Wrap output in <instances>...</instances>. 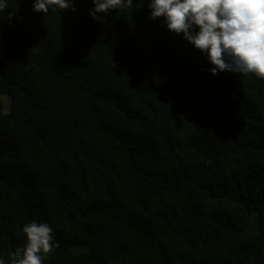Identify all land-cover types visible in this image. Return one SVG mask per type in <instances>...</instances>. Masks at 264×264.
Returning a JSON list of instances; mask_svg holds the SVG:
<instances>
[{
    "label": "trees",
    "instance_id": "obj_1",
    "mask_svg": "<svg viewBox=\"0 0 264 264\" xmlns=\"http://www.w3.org/2000/svg\"><path fill=\"white\" fill-rule=\"evenodd\" d=\"M147 3L0 12L7 264L32 220L59 245L43 264H264V80L212 75Z\"/></svg>",
    "mask_w": 264,
    "mask_h": 264
},
{
    "label": "clouds",
    "instance_id": "obj_2",
    "mask_svg": "<svg viewBox=\"0 0 264 264\" xmlns=\"http://www.w3.org/2000/svg\"><path fill=\"white\" fill-rule=\"evenodd\" d=\"M91 2L89 15L98 22L133 4V0ZM147 8L149 19L161 22L206 56L212 75L227 71L264 80V0H148ZM6 9L8 0H0V12ZM31 10L75 12V0H32ZM22 231L26 243L10 254L11 264H43L59 246L47 222L32 220ZM0 264H7L5 258L0 257Z\"/></svg>",
    "mask_w": 264,
    "mask_h": 264
},
{
    "label": "rangeland",
    "instance_id": "obj_3",
    "mask_svg": "<svg viewBox=\"0 0 264 264\" xmlns=\"http://www.w3.org/2000/svg\"><path fill=\"white\" fill-rule=\"evenodd\" d=\"M4 98H5V101H6L7 106H8V97L7 96H4Z\"/></svg>",
    "mask_w": 264,
    "mask_h": 264
}]
</instances>
